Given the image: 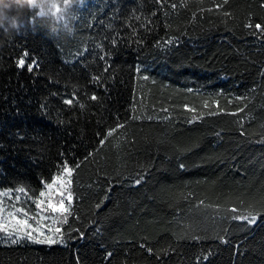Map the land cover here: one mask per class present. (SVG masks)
Masks as SVG:
<instances>
[{
  "label": "trees",
  "instance_id": "1",
  "mask_svg": "<svg viewBox=\"0 0 264 264\" xmlns=\"http://www.w3.org/2000/svg\"><path fill=\"white\" fill-rule=\"evenodd\" d=\"M42 2L17 0L6 21L13 27L0 28V144L5 145L0 149V190L13 177L38 189L37 177L54 174L62 159L78 162L86 152L98 148L96 133L113 124L117 114L126 129L110 138L74 174L73 207L83 221L80 226L99 221L102 232L88 231L87 239L70 242L68 248L27 240L13 245L0 233V264H75L77 252L81 264H102L105 251L116 254L113 264L125 260L143 264L141 250L129 241L144 234L159 246L173 245L175 252L167 264H190L188 257L199 246L211 248L212 264H232L233 259L235 264H264V223L247 233L233 225L232 240L244 241L242 254L235 256L231 246L211 239L194 246L187 240L177 242L172 235L191 225L210 238L215 230L228 227V221H221L213 207H197L200 200L205 205L230 206L240 199L247 203L264 197V137L260 135L264 131L260 127L264 123V79L260 76L264 44L243 28L249 11L264 20L259 8L262 0H229L226 10L234 19L227 24L222 14H199L195 0H189V9H168L167 20L162 14L158 19L149 16L155 7L152 0H70L67 28L51 15L32 24L34 12L25 9H36ZM213 2L204 0V6ZM59 3L63 7V0ZM193 12H197L194 20ZM148 19L156 27L151 35L141 27H153ZM164 23L170 27L164 28ZM117 33V39L124 37L127 43L121 44L113 58L110 74L114 79L106 80L107 90L88 84V90L101 100L89 102L82 113H63L59 119L65 123L61 125L56 111L60 105L50 98L51 119L39 116L38 102L49 88L63 91L67 83L71 91L72 84L83 86L82 62L92 61L95 45L109 46L105 37ZM166 36L178 37L170 50L151 47L154 39ZM141 37L148 41L147 46L134 43ZM19 45H26L45 67L51 62L59 69L61 83L48 86L43 77L34 82L27 74L18 76L13 65L21 51ZM83 46L89 53L76 59L73 53ZM65 59L73 63L65 65ZM135 64L149 69L144 73L151 77L148 81L137 79ZM89 70L98 72L99 68L89 63ZM188 88L194 91L189 93ZM238 96L249 98L248 109L244 114L229 115L242 106ZM213 100L219 101L218 107ZM205 101L208 108L203 107ZM186 104L196 108L197 114L203 113L202 119L187 123L193 113L184 108ZM209 111L218 114L210 116ZM134 115L141 118L132 119ZM237 119L247 135H240ZM12 133L25 139L20 141ZM181 162L184 169L178 167ZM140 172L145 178L135 185L133 180ZM108 187H112L110 199L96 215L94 205ZM129 249L131 255L126 257Z\"/></svg>",
  "mask_w": 264,
  "mask_h": 264
},
{
  "label": "snow or ice",
  "instance_id": "2",
  "mask_svg": "<svg viewBox=\"0 0 264 264\" xmlns=\"http://www.w3.org/2000/svg\"><path fill=\"white\" fill-rule=\"evenodd\" d=\"M198 5L199 14H222L225 18L224 22L227 24L228 19H234L232 13L226 10V6L229 4V0H214L212 6L205 7L204 0H195ZM45 3L47 6H45ZM154 9L149 13L152 18H157L159 15H163L165 19L169 17L168 9L176 11L177 9H189V0H152ZM70 0H63V7L60 3H53L52 0H44L40 3L39 7L34 10V16L31 18V22L34 25L37 18H42L51 15L57 22H64V26L67 28L68 24L65 19L67 10L69 8ZM259 8L264 11V0L259 4ZM197 12L192 13L193 20L196 18ZM136 20H140L139 16L133 17ZM147 19V18H146ZM148 25H153L149 28L147 25L142 24L141 27L145 28L147 35H151L156 30L154 21L151 19L147 20ZM20 24H17L18 29ZM130 26V25H129ZM164 28L170 27L167 23H164ZM3 28L7 31L6 27ZM243 28L247 31V35L258 39L261 44H264V20L256 17L254 12L249 11L246 14V20L243 23ZM134 33L138 35V32L134 30ZM116 36L111 38L105 37L108 40L109 46H105L103 43H97L93 51V59L90 62H82L81 67L85 70L86 83L83 86L77 84L71 85V91L68 90L69 85L65 83L64 90L61 91L56 88L52 91L49 88L47 95L42 96L41 100L37 105V113L39 116L51 119V111L53 105L50 103V98H55L59 103L60 107L57 111V123L64 124L63 119L59 117L63 113H73L76 111L83 112L88 108L89 102H99L101 97L95 92L88 90V84L96 86H105L106 80L114 79L112 76L111 69L114 63V56L119 51L122 43H127V39L120 37L117 39ZM178 42V37L166 36L158 37L153 40L151 47L159 51H168L170 46ZM137 45L147 46L148 41L143 37L134 41ZM21 48L19 55L14 60V67L17 69V75L27 74L29 79L34 82L39 78L43 77L48 86H56L61 83L60 70L54 69L51 66V62L45 67L44 62L38 59L33 53H31L26 45H19ZM98 50V51H96ZM89 48L83 46L81 49L73 53L76 59H82L86 53H89ZM63 64L67 65L73 63L70 60H63ZM102 62V63H97ZM89 63L97 64L99 68L98 72L89 70ZM134 74L137 79L148 81L151 77L144 75L148 72L147 67H141L139 64L133 65ZM260 76L264 79V70L260 72ZM155 83V80H153ZM187 92L192 93L194 90L191 88L186 89ZM252 91H255L253 89ZM249 98L245 96H238L236 100L242 102V106L237 109V112L228 113L232 116H237L238 113L244 114L248 109V103L246 102ZM213 104L219 105L218 100H213ZM231 103V101H229ZM204 108L209 107L208 101L203 104ZM184 108L193 113L192 117L187 120V123L192 124L197 120L202 119L203 113L197 114V110L194 107H189L187 104ZM135 112V108L132 110ZM167 113V109H162ZM219 112H223V109H218ZM16 114L20 115L21 112L17 106ZM210 116L217 115V111H209L207 113ZM141 117L133 116L132 119H140ZM153 117L148 116L147 119L151 120ZM165 120L169 119L166 115ZM252 119V117H249ZM70 122V120H69ZM235 123L239 126L240 135H247L244 131V125L240 119H237ZM261 129H264V123L260 125ZM126 129V124L120 122V117L117 114L115 121L111 125H107L106 130L98 131L96 136L99 137L97 140L98 148H94L92 151L86 152L81 160L78 162L73 159H62L60 163L55 165L56 171L54 174H50L45 177L43 175L37 177V182L40 187L32 188L30 183L26 182L23 178L13 177L9 181V186L0 190V233L4 234V238L15 245L21 241L27 240L33 244H44L49 246H62L68 248L70 242L77 240H85L88 238V231H91L95 235H99L103 227L99 224V221H89L87 225L82 228L80 225L83 224L81 217L77 214L74 205L76 198L73 184L74 174L89 161V158L94 157L107 143H110V138L118 134L121 130ZM13 137L18 138L20 141L25 139L19 133H12ZM219 135V133H217ZM264 137V131L260 133ZM261 142H264L262 140ZM5 147L4 144H0V149ZM63 157V153L60 154ZM178 167L184 169L186 165L179 163ZM142 172L137 173L133 183L135 185H141L144 180ZM112 187H108L105 190V194L97 201L94 205L96 215H99V211L102 209L104 201L110 199V193ZM83 198L81 197V200ZM197 207H213L217 215L220 216L221 221L227 220L228 227L220 228L214 231V234L209 238L208 236H201L198 232L193 229L191 225L188 226V230H182L180 232H173L172 235L177 242L191 241L194 246L202 245L203 241L211 239L218 242L219 245L225 247L231 246L233 249V255H241L240 247L244 241L235 243L232 240L233 225L247 233L251 231L258 224L264 223V197L259 200H253L245 202L240 199L238 204L232 203L230 206L216 205H205L203 200H200ZM234 234V233H232ZM130 244L141 250L143 257V264H167V259H170L172 253L175 252V248L171 243L166 246H159L158 241H154L147 234L139 236L137 240L129 241ZM131 249L125 252V256L131 255ZM113 251H105V255L102 260V264H113L115 257ZM213 251L211 248L205 249L202 246L196 248L194 252L188 257L190 264H212ZM75 264H81L79 254L77 252L75 258ZM127 264V260L123 262ZM133 264H137L134 260ZM232 264H235L233 259Z\"/></svg>",
  "mask_w": 264,
  "mask_h": 264
},
{
  "label": "clouds",
  "instance_id": "3",
  "mask_svg": "<svg viewBox=\"0 0 264 264\" xmlns=\"http://www.w3.org/2000/svg\"><path fill=\"white\" fill-rule=\"evenodd\" d=\"M53 3H59V0H52ZM17 0H0V27L7 26L8 28L13 27V25H8L6 23L7 16L10 12L14 11ZM36 9H33L31 6L25 9L26 12H33Z\"/></svg>",
  "mask_w": 264,
  "mask_h": 264
}]
</instances>
